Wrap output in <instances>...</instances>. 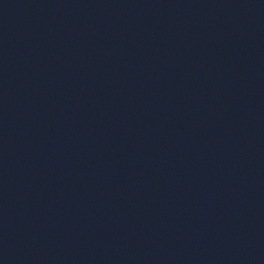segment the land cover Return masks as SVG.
Listing matches in <instances>:
<instances>
[{
  "label": "water",
  "instance_id": "water-1",
  "mask_svg": "<svg viewBox=\"0 0 264 264\" xmlns=\"http://www.w3.org/2000/svg\"><path fill=\"white\" fill-rule=\"evenodd\" d=\"M0 264H264V198L0 17Z\"/></svg>",
  "mask_w": 264,
  "mask_h": 264
}]
</instances>
